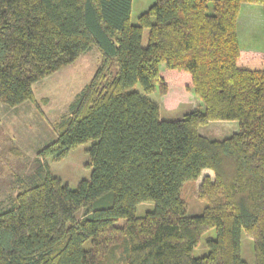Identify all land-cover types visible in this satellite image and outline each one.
Segmentation results:
<instances>
[{
  "label": "trees",
  "instance_id": "trees-1",
  "mask_svg": "<svg viewBox=\"0 0 264 264\" xmlns=\"http://www.w3.org/2000/svg\"><path fill=\"white\" fill-rule=\"evenodd\" d=\"M211 1L209 13V0H155L133 23L132 0H0V104L33 99V83L91 45L101 54L41 150L57 160L94 140L90 177L71 189L40 164L31 184L20 182L0 207V264H104L119 242L126 264H247L241 231L264 264V47L242 48L236 32L241 4L260 3L264 36V0ZM136 83L158 88L166 107L192 92L202 108L160 120L157 103L129 90ZM211 120L239 128L209 138L198 127ZM204 169L213 177L196 196L206 205L187 215L181 185ZM107 192L110 203L96 205ZM146 201L153 209L137 216ZM212 227L208 252L193 256Z\"/></svg>",
  "mask_w": 264,
  "mask_h": 264
},
{
  "label": "rangeland",
  "instance_id": "rangeland-1",
  "mask_svg": "<svg viewBox=\"0 0 264 264\" xmlns=\"http://www.w3.org/2000/svg\"><path fill=\"white\" fill-rule=\"evenodd\" d=\"M155 0H132L130 19L137 22V16L146 10ZM212 1L208 2V12H212ZM236 32L239 45L245 49H263V15L260 3H242L237 17ZM148 28L142 29L141 45L147 44ZM101 54L95 45H91L74 61L61 67L51 75L43 77L33 83V99L16 106L0 104V207L10 204L20 184H31L32 176L44 164L47 170L59 177L63 184L75 189L82 179H89L92 167L89 164L88 149L94 143L89 140L71 148L60 159L53 160L51 155H42L41 150L56 138L54 123L69 114L70 104L75 96L89 83L100 64ZM129 90H136L145 95L159 106L160 120H177L184 114L196 108H202L200 99L192 92L181 96L173 107H166L158 88L151 92L143 91L136 83ZM236 122V121H234ZM225 124L230 121L211 120L200 125L198 131L209 138L221 139L231 135L239 127L229 128ZM237 124V122H236ZM238 126V124H237ZM231 127V126H230ZM213 177L210 169H204L196 179L183 182L180 195L187 203L186 214L198 215L202 213L206 201L196 196L198 185L204 175ZM111 193H105L102 201L110 203ZM154 203L150 201L137 204L135 214L142 216L152 210ZM85 207L76 213L82 214ZM123 218L115 221L121 226ZM216 236L215 228L204 231L198 244L193 248L192 255L199 257L208 252L206 242ZM86 240L84 246H88ZM125 246L123 242L111 246L106 254L104 264H126ZM240 256L247 264H254L253 240L244 231L240 233Z\"/></svg>",
  "mask_w": 264,
  "mask_h": 264
},
{
  "label": "crops",
  "instance_id": "crops-1",
  "mask_svg": "<svg viewBox=\"0 0 264 264\" xmlns=\"http://www.w3.org/2000/svg\"><path fill=\"white\" fill-rule=\"evenodd\" d=\"M230 123H232V124H225V126L226 127H229V128H234V130H235V128H237L238 126H237V124H236V122H234V121H230ZM231 126V127H230ZM236 131V130H235ZM203 135V134H202Z\"/></svg>",
  "mask_w": 264,
  "mask_h": 264
}]
</instances>
